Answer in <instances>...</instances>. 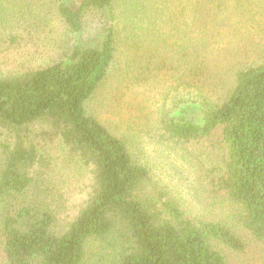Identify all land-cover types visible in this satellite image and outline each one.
I'll use <instances>...</instances> for the list:
<instances>
[{
    "label": "trees",
    "instance_id": "1",
    "mask_svg": "<svg viewBox=\"0 0 264 264\" xmlns=\"http://www.w3.org/2000/svg\"><path fill=\"white\" fill-rule=\"evenodd\" d=\"M43 1L71 37L35 64L37 28L12 11L35 0H0V55L33 48L0 61V264H240L252 252L264 263V55L250 58L241 43L230 80L214 75L227 65L229 4L240 41H254L264 0ZM109 79L137 110L136 136L153 123L162 138L207 144L218 163L212 201L227 202L229 215L154 184L132 134L88 113ZM58 142L90 175L86 197L65 213L42 151Z\"/></svg>",
    "mask_w": 264,
    "mask_h": 264
},
{
    "label": "rangeland",
    "instance_id": "2",
    "mask_svg": "<svg viewBox=\"0 0 264 264\" xmlns=\"http://www.w3.org/2000/svg\"><path fill=\"white\" fill-rule=\"evenodd\" d=\"M228 9L230 12H234V20L233 24H228L226 27V29L231 28V30H228L229 33L225 36V41H220L221 46H225V50L223 49L225 53L222 58L227 65L224 70L221 69L220 73L214 71L215 77L220 76L223 79H218L224 83L230 80L229 77L235 68V64L238 62L237 56L234 53L232 54V51L241 43L243 46L247 45V53H250V58L257 54L264 55L263 29L259 28L260 33L253 38L254 41H240L239 36L236 34V31H239V28L243 26V24H239L238 22L240 13L232 4H229ZM13 10H17V13L20 14L24 13L37 28V36L34 37L33 41H39L43 48L41 54L37 57L31 55L30 62L32 63L47 62L50 59V53L47 50H56L60 42L64 43L71 37L70 34H67L66 29L46 1L35 0V3H32L30 7L26 5L23 12L18 7ZM251 24L249 23V25ZM25 37L27 40L21 42L23 44L26 42L31 44L32 38L28 35H25ZM20 47L16 45L10 52L5 50L0 55V57H3L0 58V61H6L7 58L24 60V51L28 52L29 50L33 52V48L31 50L28 47ZM0 49H2L1 45ZM17 52H19V55H16ZM220 85L222 86L223 84L221 83ZM116 87V80H106L100 90L86 104L88 113L97 115L101 121L120 135L126 134L129 136V132L132 134L131 137L136 139L133 140L132 150L142 162L150 167L154 184L161 188L171 189L174 193L182 195L192 206L203 208L202 211H208L206 206H209V208L213 207L210 208L212 214L215 213L221 217L229 215L231 208L227 202L214 203L212 201V191L214 190L207 183L210 179V173L213 172L214 166L218 163L217 161H213L214 157L207 155V144L182 145L167 138H162L160 132H157V130L159 131L158 127L153 123H150L151 127H145L141 135L136 136V130L141 128L140 118L138 117L135 122L129 119L133 116L137 118L135 114L137 110L131 109L129 104L124 102L123 99L119 102L113 96ZM127 98L129 97L127 96ZM194 109H196L195 105H191L188 110L190 112H187H195L193 111ZM182 113L188 114L184 111ZM42 151L52 160L50 172L52 171L51 174L55 180L54 187L66 200L63 213L70 209L73 210L78 202L86 197L87 185L90 182L88 168L79 159H72L60 142L48 144L46 149ZM252 253L254 254L253 257L239 255L237 257L238 262L240 264H264L261 257L258 256V252Z\"/></svg>",
    "mask_w": 264,
    "mask_h": 264
}]
</instances>
